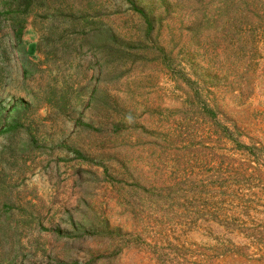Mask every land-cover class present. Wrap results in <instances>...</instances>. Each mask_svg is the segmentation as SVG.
Instances as JSON below:
<instances>
[{"label":"rangeland","instance_id":"374dc122","mask_svg":"<svg viewBox=\"0 0 264 264\" xmlns=\"http://www.w3.org/2000/svg\"><path fill=\"white\" fill-rule=\"evenodd\" d=\"M131 1L0 0V264H264V0Z\"/></svg>","mask_w":264,"mask_h":264},{"label":"trees","instance_id":"16d2710c","mask_svg":"<svg viewBox=\"0 0 264 264\" xmlns=\"http://www.w3.org/2000/svg\"><path fill=\"white\" fill-rule=\"evenodd\" d=\"M128 1L131 4V6L134 5L131 0H128ZM21 2H22V6H24V8H28L31 4H34L36 2V0H21ZM134 9L138 12V14L141 15L142 18H144V20L146 21V23L148 24V26H151V20L148 17V15L145 14L143 10H140V9H138L136 7H134ZM5 13H6V15H9L10 14L12 16H14V14H16V12L14 13V11H9V10L8 11H5ZM9 20H10L11 24L13 22V25H12L13 29L16 28V22H14L15 19H9ZM87 20L88 19L86 18V21ZM14 30L15 31H13V33H14L13 35L15 37H19L20 36V33H21V30H17V29H14ZM98 32H99L98 33V36H100L102 32H100V31H98ZM96 33H97V31H96ZM105 39L106 38H104V37H102V38L94 37L92 39L93 42L91 41V43L89 44V48H90V50H92V53L93 54L97 50L99 51V49L103 52L101 54H104V56H105V52H107V53L110 52L111 53V50H110L111 48H108V47H105V46L108 45V44L113 45L112 42H115L114 41L115 40V37L112 36V37H110L109 40H105ZM105 48H106V50H105ZM116 53H117V51H115V54ZM118 54L119 53H117V55ZM7 119H9V117L2 118V114L0 112V125L3 124L2 129L0 130V133H3V132H5V133L12 132L16 128H18V122H19V120H18L17 117H14L13 116L12 118H10V120L8 121V123L6 121ZM4 163H5V161L2 160V159H0V168L6 166ZM0 186H1V184H0ZM83 224H88V222L87 221H84V222H82V226H83ZM48 231L49 232L51 231L54 234H57L59 236L66 235L65 237H73V236L74 237H78L80 234H82V233H80L82 231V227L80 225H78V224L76 225V227H74V225L71 223V232H69V233L62 234L61 233L62 231H60L59 229H56V230H48Z\"/></svg>","mask_w":264,"mask_h":264}]
</instances>
